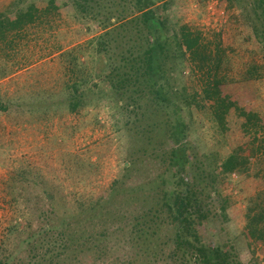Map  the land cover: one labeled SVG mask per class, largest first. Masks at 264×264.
<instances>
[{
	"label": "rangeland",
	"instance_id": "374dc122",
	"mask_svg": "<svg viewBox=\"0 0 264 264\" xmlns=\"http://www.w3.org/2000/svg\"><path fill=\"white\" fill-rule=\"evenodd\" d=\"M30 3L39 11L35 22L0 43V264H27L45 256L43 240L52 236L40 232L39 209L47 215L50 195L61 208L57 215L71 211L77 200L105 194L132 158L134 172L126 183L147 177L164 151L158 134L146 151L139 150L131 130L135 108L121 109L127 102H118L105 85L90 90L99 82L94 72L111 63L108 57L98 62L89 48L102 33L99 24L68 0H56L52 7L48 0H0V15L14 19ZM258 15L251 0L233 6L228 0H167L160 16L166 37L186 27L199 34L203 45L219 50L218 69L216 53L210 64L222 83L219 96L240 107L228 108L222 124L214 118L212 101H199L201 108L181 117L188 122L187 142L201 169L218 175L233 152L251 155L246 172L219 175L218 197L212 201L224 211L222 237L242 264H264L262 244L245 237L249 204L264 207V150H258L264 148V22ZM75 58L83 69L74 67ZM179 60L171 61L179 96L199 92L202 79L192 72L194 63ZM79 78L88 82L76 91L73 83ZM242 110L256 120L248 123ZM13 227L22 228L9 232Z\"/></svg>",
	"mask_w": 264,
	"mask_h": 264
},
{
	"label": "trees",
	"instance_id": "16d2710c",
	"mask_svg": "<svg viewBox=\"0 0 264 264\" xmlns=\"http://www.w3.org/2000/svg\"><path fill=\"white\" fill-rule=\"evenodd\" d=\"M55 1L48 0V6H54ZM68 1L102 30L89 42L92 57L97 56L98 62L111 59L108 65L104 59L103 67L94 70L93 79L99 82H93L90 90L105 85L118 102H127L121 109L128 105L135 108L131 130L139 150L143 146L146 151L158 134L157 142L164 151L154 159L157 168L147 177L126 183V177L134 172L132 158V165L123 166L125 179L122 175L102 196L77 200L71 211L62 210L57 215L61 208L54 206L50 195L45 210L48 216L39 212L44 220L40 232L52 237L43 240L42 246L48 247L45 256L27 264H242L232 243L222 237L224 211L212 206V201L218 197L215 189L219 175L246 172L251 155L233 152L220 165L218 175L214 170L201 169L187 142L188 122L181 117L184 111L201 108L199 101H212L214 118L222 124L228 108L236 106L219 96L222 83L210 68L216 53L214 67L218 69L219 50L203 45L199 34L186 27L166 37L160 16L166 11L167 0ZM228 1L231 6L242 2ZM251 2L264 22V0ZM112 8L113 23L109 22ZM38 16L34 3L19 10L14 19L0 15V43L34 23ZM175 57L180 59L178 64L186 59L194 63L192 72L202 79L199 92L179 96L176 76L172 75L175 68L171 67ZM73 62L78 70L84 68L76 58ZM87 82L79 78L73 83L74 90ZM77 106L71 105L70 111ZM241 112L248 123L256 120L250 112ZM258 128L257 134L262 131ZM247 211L245 237L264 248V207L250 203ZM20 229L13 227L9 232ZM52 251L55 254L50 257Z\"/></svg>",
	"mask_w": 264,
	"mask_h": 264
}]
</instances>
